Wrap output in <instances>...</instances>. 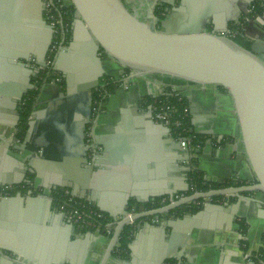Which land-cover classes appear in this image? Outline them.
Masks as SVG:
<instances>
[{
	"label": "crops",
	"instance_id": "obj_1",
	"mask_svg": "<svg viewBox=\"0 0 264 264\" xmlns=\"http://www.w3.org/2000/svg\"><path fill=\"white\" fill-rule=\"evenodd\" d=\"M153 1L129 0L128 5L145 18L149 12L146 6ZM256 1L161 0L169 7L165 13L168 16L159 20L156 29L183 32L206 29L219 33L225 29H241L249 39L264 40V0H259L261 5L257 10ZM250 7H253L251 13ZM247 16H250L248 21ZM261 56L264 60V53ZM108 63L121 74L118 65ZM126 83L127 87L117 85L105 94L98 106L93 102L91 122L82 136L84 144L81 146L87 149V157L90 160L96 157L103 164L94 169L97 174L93 195L88 189L92 185L91 180L87 182V166L80 164L77 156L66 157L61 163L42 154L41 124L35 125L32 131L38 150L12 147L9 153L14 159L10 160L8 152L0 149V182L9 179L18 186L17 182L23 181L22 172L31 170L35 187L44 189L48 195L44 198L41 192L31 195L30 186L25 191L12 193L7 200H0V264H98L102 259L116 225L111 234L77 224L72 229L65 213L56 205L54 192L57 189H69L76 198L112 216L123 212L127 195L132 200L147 202L153 197H171L188 190L186 169L190 161L184 151L187 148L175 146L171 137L175 141H179L178 138L168 126L150 115L151 105L143 101L146 94L154 97L169 85L136 77L126 79ZM47 86L39 90L30 119H37L39 115L42 121L48 114L51 119L57 116L62 102L54 98V91ZM177 86L188 100L193 132L206 136L203 146L194 149V152L201 150L195 159L205 178L253 182L255 174L228 91L217 85L184 83ZM75 102L78 108H85L83 101L76 99ZM75 114L86 118L80 109ZM13 119L14 115L5 119L7 125H0V136L20 144L14 141L16 130L10 128ZM78 120L80 118L74 117L71 126L68 123L64 126L66 148L73 153L79 148L73 143ZM54 121L59 123V120ZM52 126L58 131V124ZM50 143L52 147L54 142ZM263 201L264 196L257 192L244 194L242 200L223 196L217 200L196 201L180 213L137 219L128 224L131 230L127 247L120 252L119 239L107 264H257V253L264 245ZM58 234L62 235L64 244ZM12 249L16 250V255Z\"/></svg>",
	"mask_w": 264,
	"mask_h": 264
},
{
	"label": "water",
	"instance_id": "obj_2",
	"mask_svg": "<svg viewBox=\"0 0 264 264\" xmlns=\"http://www.w3.org/2000/svg\"><path fill=\"white\" fill-rule=\"evenodd\" d=\"M159 2L161 0H154L147 17L143 18L138 10L128 5L129 0H64V5H73L76 10L72 24V39L61 48L55 62V69L60 71L65 79V88L58 83L46 84L47 87H51L49 90L54 91V98L62 102L57 116L51 119L48 114L42 121L39 115L37 119H30L25 140L19 145L0 136L3 142L0 149L8 152L10 160L14 159L9 153L12 147L20 150H38V143H35L32 131L35 125L41 124L43 133L39 143L44 150L42 154L58 159L61 163L67 159L66 157L72 159L77 156L79 163L87 166V182L91 180L92 185L88 189L93 195L97 174L94 169L101 163L96 157L90 160L87 157V149L81 144H84L82 136L86 134V126L91 122L94 91L100 88L101 79L105 75L119 79L126 69H130L132 72L130 80L134 77L145 78L165 84L163 79L155 75L169 76L184 83L217 85L228 91L234 102L242 142L255 179L240 186L198 191L166 205L141 210L132 215H127L131 200L130 195H127L123 212L113 215L116 227L98 264L108 263L122 230L137 219L147 216L159 217L160 214L215 196L237 197L239 200L244 199V194L252 192L264 196V60L261 56L264 53V40L251 39L250 48H246L233 37L217 31L158 30L156 25L160 19L154 10ZM168 10L167 6L166 12ZM44 11L43 0H0V125H7L5 119L12 115L16 119L15 125L21 121L18 106L24 95L34 89L31 78L36 74L27 60L34 57L37 65L42 67L46 65V55L54 41L55 27L48 22ZM167 16L165 15V18ZM108 62L118 65L121 74L110 67ZM157 95L159 93L153 96ZM76 99L83 101L85 108H78ZM79 109L86 118L74 115ZM149 113L152 116L151 107ZM74 117L80 118V121H77V133L73 137L74 145L79 147L75 153L66 148L64 127L66 123L71 126ZM54 120H59V123ZM54 124H58V131L52 126ZM190 130L194 131L193 128ZM171 140L177 148L181 147L180 141H175L173 137ZM50 142L56 145L53 144L51 147ZM184 151L187 160L190 161L201 150ZM0 160L2 161L1 155ZM190 169L189 166L186 171ZM22 173L23 181L17 183H32L34 187L35 180H29L27 172ZM14 183L16 182L12 180L0 182L3 185ZM62 184L77 188L70 183ZM30 194L33 195L34 192L31 190ZM40 196L44 198L48 195L44 191ZM6 198L3 197L4 200H7ZM68 224L75 229L72 222ZM102 232L106 233L105 230ZM60 240L63 243V237ZM11 251L16 255L15 249Z\"/></svg>",
	"mask_w": 264,
	"mask_h": 264
},
{
	"label": "trees",
	"instance_id": "obj_3",
	"mask_svg": "<svg viewBox=\"0 0 264 264\" xmlns=\"http://www.w3.org/2000/svg\"><path fill=\"white\" fill-rule=\"evenodd\" d=\"M256 10L260 8V1H256L254 3ZM166 7L167 5L164 3L159 2L157 5V8L155 10V15L159 18V19H164L165 18V13H166ZM58 11H60L61 13V17L64 20V24L67 27V31H66V41L65 44H69V42L72 39V24L73 21L75 19V7L73 5H64V0H60L59 4H58ZM239 30V29H238ZM233 39L240 43L241 45H243L246 48H250L252 41L251 39L247 38L244 34L243 31L240 29L239 33L233 37ZM131 70L130 69H126L125 73H129ZM45 77V74L43 75ZM156 77H160L161 79H163L165 81L166 84H168L169 86H173V85H181L184 84V81L177 79V78H171L169 76H160V75H155ZM63 77V75H62ZM113 77L109 76V75H105L103 77V79H101V83L105 84L104 89L101 88L99 91H94V103L97 102V106H98V102H102L103 100V96L100 95V93H102V91L105 89L108 90L107 93L112 92L115 87L117 86V81L112 82L111 79ZM43 79V78H42ZM42 79H39V82L42 81ZM108 81H111L110 83L106 84ZM63 87H65V79L63 77V83H62ZM39 94V89H31L28 91L27 94L24 95V98L22 100L21 103V108H20V114H21V121L19 123V133H18V137L22 138L24 137V135L27 132L28 129V122L32 116V112H33V107H34V103L36 101V98ZM154 98L151 96H147L144 97L143 101L149 105L152 104L154 102ZM181 102V103H180ZM188 105V100L186 98L182 99L181 101H178V114L181 113V109L184 108V106ZM191 128V120L190 117H186L185 119H183V125L178 129V130H184L185 132H187V134H189L192 138H193V142L192 144L195 145L197 148H200L203 146V144L205 143V138L206 136L201 135V134H196L195 132H191L190 131ZM190 167L191 169L188 171V182L190 184V190L187 193H193L192 191V187H194L197 191H208L210 189H216V188H222V187H228V186H240V185H244L247 184V182H243L241 180H236V179H224L221 181H211V180H207L205 178L204 172L201 171L198 168V161L197 159H195V157H193L190 160ZM34 179V175L30 174L29 175V180L33 181ZM31 184V185H30ZM21 183L20 185L16 186L18 190L20 191H25V189H27V187H32V183ZM14 190H16L15 188L11 189V192H14ZM65 189H57L56 192H54L55 195V202L56 205L58 207L61 206V204L64 202V198H63V191ZM223 198V196H215L213 197V200H217ZM84 201V200H83ZM87 202V201H85ZM89 203V202H87ZM162 204V198L156 197L153 199H150L147 202H142V201H136V200H130L129 205H130V209H135L136 211H140L142 208H144L145 210H149V209H153V208H157L160 207ZM92 207L96 208V206L94 204H92ZM188 208V205H186L185 207L182 208H177L174 209L172 211H170L169 213L175 212V213H180L182 211V209ZM195 210L198 209V207H194ZM101 216L97 218V222L101 225V231H104V226H106V224L110 223V222H114V217L109 215L106 212H101ZM130 227L127 225L121 232L120 234V246H118V250L120 252H122V250H124L127 247L128 244V235L130 233ZM264 242V241H263ZM264 244V243H263ZM256 260H257V264H264V245L260 248V250L257 253L256 256Z\"/></svg>",
	"mask_w": 264,
	"mask_h": 264
},
{
	"label": "built area",
	"instance_id": "obj_4",
	"mask_svg": "<svg viewBox=\"0 0 264 264\" xmlns=\"http://www.w3.org/2000/svg\"><path fill=\"white\" fill-rule=\"evenodd\" d=\"M45 3V17L48 20V22L55 27V37L54 41L50 46V49L48 51V56L50 58L49 62L51 63L52 59H54L55 55H58L61 48L66 45V31L67 27L64 24V20L61 17L60 11H58V4L60 0H43ZM249 13L253 11V7L249 8ZM246 21L250 19V16H247ZM221 33L226 34L231 37H235L239 31L233 30V29H225ZM47 60V59H46ZM32 61L36 64V58H32ZM49 65V63L46 61V67ZM40 66V65H37ZM49 70L52 71L53 76H49V81L52 83H63V77L60 75L58 71H54L50 65ZM132 75V72L126 73V75H123V78H125V87H127L126 79ZM111 81H116V79L112 78ZM111 81H108L106 84L110 83ZM105 87V85H104ZM107 92L105 91L100 93L101 96H104ZM155 100L151 106V112L154 117V119L157 122L163 123L164 125L168 126L171 129V132L178 138V140L181 143V146L183 148H189L191 152H194V149L197 148L195 145L192 144L193 138L187 134L184 130H178L183 125V119L186 117H190V111H189V104L184 106L183 109H181V113L178 114V101H181L182 99L186 98L182 91L178 88V86H168L166 89H164L159 95L153 97ZM181 103V102H180ZM191 131V130H190ZM192 132V131H191ZM14 188V185H2L0 186V197L2 195L13 193L11 192V189ZM193 193L198 192L194 187H192ZM190 194V193H189ZM189 194H182V195H174L171 197H164L162 198V205H166L172 201H175L177 199H180L186 195ZM192 194V193H191ZM63 198L64 202L59 207L66 215L68 220L72 222L73 224L82 225L84 227H88L91 229H98L101 230V225L97 222V218L100 217L101 210L97 207H92L91 203H87L83 200H80L76 198L72 192L69 189H65L63 191ZM135 209H130V211L127 213V215H132V213H137ZM114 223L113 221L106 224L104 226V230L106 233L108 232L111 234L114 229Z\"/></svg>",
	"mask_w": 264,
	"mask_h": 264
},
{
	"label": "flooded vegetation",
	"instance_id": "obj_5",
	"mask_svg": "<svg viewBox=\"0 0 264 264\" xmlns=\"http://www.w3.org/2000/svg\"><path fill=\"white\" fill-rule=\"evenodd\" d=\"M158 5V4H157ZM157 5H156V7H155V10H156V8H157ZM150 6L151 5H147L146 7V10L149 8L150 9ZM148 9V10H149ZM154 10V11H155ZM37 66V65H36ZM44 67H46V66H44ZM44 67H42V66H37L36 67V69H38V68H41L42 70L40 71V72H38V73H36L34 76H32V82H33V85H34V89H41V87L43 86V85H45V84H47L48 82H49V76H51L52 75V71H50L48 68L46 69H43ZM33 68H35V64L33 65ZM45 74V77L43 76ZM43 78V79H42ZM39 79H42V81L41 82H39ZM103 79V78H102ZM114 82V81H113ZM117 83V85L119 84V83H121V82H116ZM104 85L105 84H102L101 83V85H100V88L98 89V90H95V91H99L102 87H104ZM105 91H107L108 92V90H106L105 89ZM108 93H106V95H107ZM24 98V97H23ZM23 100V99H22ZM22 103V102H21ZM21 103L19 104V106H18V109H19V111H20V108H21ZM15 121H16V119L14 118L13 119V123L10 125V128L11 127H13L16 131H15V136H14V141L15 140H18V141H20V142H23L24 140H25V137H26V134L24 135V137H22V138H17L18 137V133H19V124H17V125H15ZM32 159V157H30L29 158V160H31ZM29 175H30V173L28 172V174L26 175L27 176V178L29 177ZM32 188H34L33 186H32ZM15 189L16 190H14V192H16V191H20V190H18L17 189V187H15ZM189 206H191V205H189ZM192 208H193V206H192ZM188 209V208H187ZM187 209H182V211H185V210H187ZM193 210V209H192Z\"/></svg>",
	"mask_w": 264,
	"mask_h": 264
},
{
	"label": "rangeland",
	"instance_id": "obj_6",
	"mask_svg": "<svg viewBox=\"0 0 264 264\" xmlns=\"http://www.w3.org/2000/svg\"><path fill=\"white\" fill-rule=\"evenodd\" d=\"M57 55H55V57H54V59H52V61H51V63L49 62V60H50V58H49V56H48V53H47V55H46V61L49 63V65L47 66V67H44L43 69H49V67H50V65H51V67H52V69L55 71L56 69H55V62H56V57ZM27 62L31 65V67L33 68V65H34V62L32 61V58L30 57L29 58V60H27ZM36 65H35V68H33L34 69V71L36 72V73H38V72H40L42 69L41 68H38V69H36ZM38 70V71H37ZM57 71V70H56ZM59 73H60V75H62V73L60 72V71H58ZM53 74L54 73H52V76H53ZM124 75H126V73L124 74ZM129 79V78H128ZM124 80H125V78H123V75L119 78V79H116V81H118V82H121V83H119L118 84V86H125V82H124ZM130 80V79H129ZM50 82V81H49ZM132 83V82H131ZM128 86V85H127ZM19 145V144H18ZM3 184H0V186H2ZM14 185V188L16 187V185L15 184H13ZM12 186V185H11ZM191 188H190V184H189V182H188V190H186L184 193L182 192V193H178V195H182V194H189V193H187L189 190H190ZM32 191L35 193V194H37L38 192L40 193H42V192H44V189H40V188H36L35 186H34V188H32ZM18 191H16V192H13V194L12 193H10V194H6V195H2L1 197H0V200H2L3 199V197L5 196V197H10V196H12V195H14L15 193H17ZM20 192V191H19ZM38 193V194H39ZM12 194V195H11Z\"/></svg>",
	"mask_w": 264,
	"mask_h": 264
},
{
	"label": "bare ground",
	"instance_id": "obj_7",
	"mask_svg": "<svg viewBox=\"0 0 264 264\" xmlns=\"http://www.w3.org/2000/svg\"><path fill=\"white\" fill-rule=\"evenodd\" d=\"M21 177V176H20ZM8 178H10V177H8ZM4 181H9V179H4Z\"/></svg>",
	"mask_w": 264,
	"mask_h": 264
}]
</instances>
